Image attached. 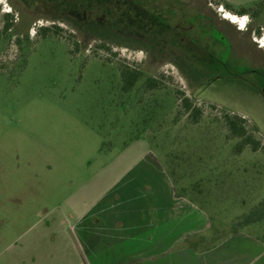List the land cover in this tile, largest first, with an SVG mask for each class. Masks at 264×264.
Here are the masks:
<instances>
[{"label": "rangeland", "instance_id": "374dc122", "mask_svg": "<svg viewBox=\"0 0 264 264\" xmlns=\"http://www.w3.org/2000/svg\"><path fill=\"white\" fill-rule=\"evenodd\" d=\"M207 2L234 27L198 29L189 44L174 43L144 1L0 0V264L42 253L80 264L69 223L147 159L171 182L175 170L209 217L197 247L239 231L264 240V151L238 152L225 121L242 117L264 147V9L227 17ZM31 20L29 38L6 29ZM125 70L139 74L129 92Z\"/></svg>", "mask_w": 264, "mask_h": 264}, {"label": "crops", "instance_id": "0c3cea01", "mask_svg": "<svg viewBox=\"0 0 264 264\" xmlns=\"http://www.w3.org/2000/svg\"><path fill=\"white\" fill-rule=\"evenodd\" d=\"M221 1L238 16L245 0ZM143 162L145 168L133 169L69 223L80 264H264V242L246 232H235L211 248L197 247L210 227L209 217L178 196L156 159ZM32 257L18 263L63 262L54 254Z\"/></svg>", "mask_w": 264, "mask_h": 264}, {"label": "trees", "instance_id": "16d2710c", "mask_svg": "<svg viewBox=\"0 0 264 264\" xmlns=\"http://www.w3.org/2000/svg\"><path fill=\"white\" fill-rule=\"evenodd\" d=\"M86 1H121V4L123 6H132V1H144V7L146 15L151 12L155 15L157 18L158 12L162 15L161 17L164 19L163 21V27L164 29L173 35L172 40L174 43H180L184 42L185 40L188 41L189 44H192L193 40L196 39V36H193V33H197V30H201L202 28H214L218 31L220 30L222 33L224 32L223 29H226V27H234V23H230L227 19L220 18L218 15H216L214 12L211 11V9L208 10V2L207 0H86ZM218 7H223L227 11H231V7L221 0H216ZM108 4V3H106ZM107 8V6H106ZM105 8V9H106ZM142 8V6H141ZM104 9V10H105ZM264 9V0H260L259 2L255 3L253 7H241L238 10V14L240 16L246 15L251 16L252 18L259 17V15L262 13ZM159 15V14H158ZM5 17L12 18V15L7 14ZM192 17L193 21L196 18V23H189L186 24L185 18ZM34 21H27L25 26L22 28L21 24L22 22H19L18 25H15L14 23H9L6 26V29L9 27H17L21 29V31L24 32L26 38H29V28L33 24ZM51 28H55L56 30H59V27H41L39 30V35H42L46 38L48 35V32ZM193 31V32H192ZM237 33H240L239 31H236ZM225 33V32H224ZM252 33H258L260 34L259 30H253V28H250L249 30V38L251 39ZM93 37H85L84 40L87 44H89L88 40H92ZM101 47L105 48L106 45L104 43L101 44ZM143 47V46H142ZM139 48V47H135ZM142 49H146V47H143ZM123 79L125 82V85L123 87L124 92H129L137 83L139 80V74L137 71H128L125 70L123 73ZM148 88L149 89H156L158 87V83L153 79L149 80L148 82ZM183 108L186 113H192L193 116L197 119L201 114L202 111L199 108L193 107L191 101L188 98H183ZM226 125L228 126L229 132L232 137L241 139V142L238 146V152H241L245 147H251L252 151L257 152L259 150L264 151V147L261 145V143L254 139L252 135L249 134L246 126H245V119L238 115H230L227 114L225 116ZM177 172L175 170L169 171V176L172 179V182L174 183L176 190L178 192V196L187 198L194 204V200L187 196V193H185V190L178 186L179 181L175 179V174ZM180 189V191H178ZM191 192L195 193V190H191ZM200 206V205H198ZM215 228V226H214ZM258 240L264 242V240H261L257 238Z\"/></svg>", "mask_w": 264, "mask_h": 264}, {"label": "built area", "instance_id": "2783aa9c", "mask_svg": "<svg viewBox=\"0 0 264 264\" xmlns=\"http://www.w3.org/2000/svg\"><path fill=\"white\" fill-rule=\"evenodd\" d=\"M213 1H216V0H213ZM221 6L220 7H218V9L220 10V12H221ZM225 16V15H224ZM235 23H237V24H239L238 26H239V29L241 30V29H243V28H245V23L244 22H240L239 20L238 21H236ZM260 45H261V47H264V43H259Z\"/></svg>", "mask_w": 264, "mask_h": 264}, {"label": "bare ground", "instance_id": "6f19581e", "mask_svg": "<svg viewBox=\"0 0 264 264\" xmlns=\"http://www.w3.org/2000/svg\"><path fill=\"white\" fill-rule=\"evenodd\" d=\"M222 10H223V9H222ZM226 16H227V17H232L233 15H231V14L229 15V12H226ZM233 20H236V19L233 18Z\"/></svg>", "mask_w": 264, "mask_h": 264}]
</instances>
